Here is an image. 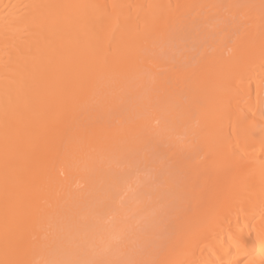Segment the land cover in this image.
I'll return each instance as SVG.
<instances>
[{
  "label": "bare ground",
  "instance_id": "obj_1",
  "mask_svg": "<svg viewBox=\"0 0 264 264\" xmlns=\"http://www.w3.org/2000/svg\"><path fill=\"white\" fill-rule=\"evenodd\" d=\"M0 264H264V0H0Z\"/></svg>",
  "mask_w": 264,
  "mask_h": 264
}]
</instances>
